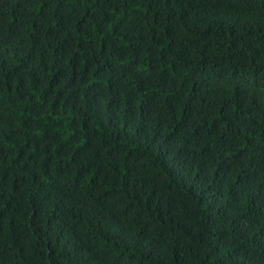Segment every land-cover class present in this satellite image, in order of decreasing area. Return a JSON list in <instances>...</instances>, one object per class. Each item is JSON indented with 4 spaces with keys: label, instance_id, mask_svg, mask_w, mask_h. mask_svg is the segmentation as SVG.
<instances>
[{
    "label": "trees",
    "instance_id": "1",
    "mask_svg": "<svg viewBox=\"0 0 264 264\" xmlns=\"http://www.w3.org/2000/svg\"><path fill=\"white\" fill-rule=\"evenodd\" d=\"M0 264H264V0H0Z\"/></svg>",
    "mask_w": 264,
    "mask_h": 264
}]
</instances>
